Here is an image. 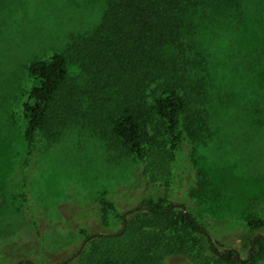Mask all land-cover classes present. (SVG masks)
<instances>
[{"label": "rangeland", "instance_id": "1", "mask_svg": "<svg viewBox=\"0 0 264 264\" xmlns=\"http://www.w3.org/2000/svg\"><path fill=\"white\" fill-rule=\"evenodd\" d=\"M107 3L0 0V264L64 262L83 245L81 228L89 234L118 231L145 199L186 208L220 251L234 248L247 258L249 247L239 240V228L252 218L264 220V83L251 85L227 65V57L234 51L241 57L253 54L264 44V32L250 22L236 35L235 48L218 47V57L209 51L211 65L202 63L199 75L191 78L192 86L204 84L209 130L181 144L173 184L146 173L135 154L112 146L88 115L39 133L28 201L22 202L24 103L34 83L28 66L64 52L74 35L94 34ZM68 73L70 82L85 91L81 69L69 63ZM103 197L116 216L108 224ZM257 235L264 239V230ZM167 262L188 264L182 256ZM258 264H264V253Z\"/></svg>", "mask_w": 264, "mask_h": 264}, {"label": "trees", "instance_id": "2", "mask_svg": "<svg viewBox=\"0 0 264 264\" xmlns=\"http://www.w3.org/2000/svg\"><path fill=\"white\" fill-rule=\"evenodd\" d=\"M248 22L264 32V0H108L94 34L74 35L64 52L31 61L34 83L24 103L22 202L28 201L39 133L88 115L93 127H103L112 146L135 154L146 173L173 184L181 144L205 137L209 130V109L201 98L204 84L192 86L191 78L199 75L202 63L211 65L209 51L218 57V47L232 49ZM169 48L174 50L167 54ZM69 63L86 76L85 91L70 82ZM227 63L254 87L259 80L264 83V44L242 57L234 51ZM101 202L108 224L116 216L108 198ZM241 228L238 238L249 247L247 258L238 257L234 248L220 251L186 208L145 199L118 231L89 234L81 228L83 245L58 264H168L174 256L188 264H258L264 239L256 233L264 230V220L252 218Z\"/></svg>", "mask_w": 264, "mask_h": 264}, {"label": "water", "instance_id": "3", "mask_svg": "<svg viewBox=\"0 0 264 264\" xmlns=\"http://www.w3.org/2000/svg\"><path fill=\"white\" fill-rule=\"evenodd\" d=\"M238 257H239V254H238Z\"/></svg>", "mask_w": 264, "mask_h": 264}]
</instances>
